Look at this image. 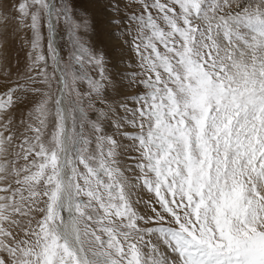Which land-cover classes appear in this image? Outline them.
<instances>
[{
    "label": "snow or ice",
    "instance_id": "obj_1",
    "mask_svg": "<svg viewBox=\"0 0 264 264\" xmlns=\"http://www.w3.org/2000/svg\"><path fill=\"white\" fill-rule=\"evenodd\" d=\"M97 3L135 62L81 42L75 0L9 6L35 74L0 95V264H264V0ZM18 93L40 99L9 160Z\"/></svg>",
    "mask_w": 264,
    "mask_h": 264
},
{
    "label": "rangeland",
    "instance_id": "obj_2",
    "mask_svg": "<svg viewBox=\"0 0 264 264\" xmlns=\"http://www.w3.org/2000/svg\"><path fill=\"white\" fill-rule=\"evenodd\" d=\"M250 0H241L242 3L249 4ZM16 0H0V15L7 13L9 16V23L7 25V30L9 33L8 43L3 53L0 54V95H3L9 88L15 86L17 82L24 83L28 75L35 73L29 72V46L21 39V36L24 35L23 32L13 35L14 24L11 21V18L16 15V13L10 10V5H13ZM77 4L76 15L74 19H80L81 17H87L91 22L92 28L87 33L81 29L78 35L81 38V42L86 43L88 46L93 49L103 50L109 61L115 62L118 58L123 56L126 64L127 62H135V54L125 47L123 51L120 48V44H123V38L119 42L116 41L115 37L111 34L115 31V28L110 27L107 24L110 17L105 13L102 4H98L97 0H75ZM124 3H128V0H124ZM123 7V4H122ZM138 6L130 7L129 12L137 10ZM4 27L3 23L0 22V30ZM61 30L63 39H59V44L62 48V56L65 57V63H67V55L71 51V46L68 43L67 35L62 30L65 28L63 21L58 26ZM45 37L47 36V30H44ZM30 36V32L27 33ZM46 51V45L45 49ZM108 68H112V63H109ZM75 71L80 72L81 69L79 66L75 68ZM83 74H86L92 78H98V73L91 65L85 63L83 66ZM135 71H140L137 67ZM71 75V74H70ZM79 87L87 91L88 85L84 81H78ZM36 87H43V85H36ZM58 87V86H57ZM137 91H142V89H137L135 86L128 89L127 83L125 82V94L131 95ZM23 96L22 102L15 104L10 110L9 114L12 119V124L10 125L11 132L14 134L13 141L10 145H6L8 148L7 159L11 160L14 158V154L18 151V145L22 142L23 136H32L34 135L31 132L26 131L27 125L29 122L35 123V121L29 120V112L32 109L35 102H38L40 97L38 95H33L32 93H18ZM87 111V108L85 109ZM91 115V114H90ZM94 118V117H93ZM22 121L24 123H22ZM105 129L109 135L112 134L114 129L110 126L105 125ZM3 131V129H0ZM8 133H5L7 135ZM118 140L119 136L116 137ZM124 145H127V141H122ZM132 155H135L134 153ZM121 161V167H128L131 165V161L128 158V154H124L119 157ZM3 158H0L2 161ZM25 162L23 160L19 161V164L23 166ZM131 175V173H128ZM141 195L147 199V193H141ZM138 210L144 212V206L138 205Z\"/></svg>",
    "mask_w": 264,
    "mask_h": 264
},
{
    "label": "bare ground",
    "instance_id": "obj_3",
    "mask_svg": "<svg viewBox=\"0 0 264 264\" xmlns=\"http://www.w3.org/2000/svg\"><path fill=\"white\" fill-rule=\"evenodd\" d=\"M248 3L249 4L258 3V0H250Z\"/></svg>",
    "mask_w": 264,
    "mask_h": 264
}]
</instances>
